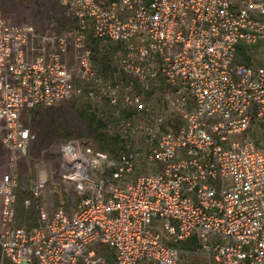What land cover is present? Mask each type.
Returning a JSON list of instances; mask_svg holds the SVG:
<instances>
[{
	"label": "built area",
	"instance_id": "1",
	"mask_svg": "<svg viewBox=\"0 0 264 264\" xmlns=\"http://www.w3.org/2000/svg\"><path fill=\"white\" fill-rule=\"evenodd\" d=\"M61 4L72 25L43 31L0 6V264H264V149L246 136L264 125V47L235 61L264 42V0ZM89 38L113 45L114 78ZM80 95L106 103L120 151L70 137L54 168L30 159L26 115Z\"/></svg>",
	"mask_w": 264,
	"mask_h": 264
},
{
	"label": "rangeland",
	"instance_id": "2",
	"mask_svg": "<svg viewBox=\"0 0 264 264\" xmlns=\"http://www.w3.org/2000/svg\"><path fill=\"white\" fill-rule=\"evenodd\" d=\"M237 1V0H232ZM0 6L13 22L22 24L29 23L36 31H43L52 25L54 30H62L72 25L71 21L65 17L61 0H0ZM243 43H241L242 45ZM91 50V59L99 75L114 78L117 75L116 69L111 64L110 52L113 45L102 41L88 39ZM264 42L259 41L247 47L243 46L242 53L236 54V62H247V64H257L260 60ZM246 60V61H245ZM132 88L134 83H130ZM157 103V99H153ZM106 110V103L103 100L97 102L88 101L83 95L72 98L68 101H60L49 107L35 108L26 115L25 122L33 133L34 138L30 144L28 157L30 159H42L47 161L51 168L57 162V147L60 142L70 137H86L98 146L100 140L96 132L108 141L106 150L110 155H116L121 144L119 139L108 134L103 129V124L99 112ZM101 126L97 127L96 124ZM2 132L0 130V140ZM246 136L255 141L264 149V125L252 123L246 131ZM7 151L0 141V171L5 169V155ZM26 176L21 167L17 169V184L21 188ZM28 184V182H27ZM17 190V202L20 206V199L26 193L21 189ZM60 195L59 190L56 192ZM28 210L19 208V216H28ZM103 251L107 252L106 247ZM202 259L196 255L188 257L187 264H201Z\"/></svg>",
	"mask_w": 264,
	"mask_h": 264
},
{
	"label": "trees",
	"instance_id": "3",
	"mask_svg": "<svg viewBox=\"0 0 264 264\" xmlns=\"http://www.w3.org/2000/svg\"><path fill=\"white\" fill-rule=\"evenodd\" d=\"M236 50L238 53H242L243 45L238 44ZM245 63H247V62H245ZM96 126L99 127L101 125H100V123H97ZM96 135H97L98 139L100 140V142L98 144V148H100L101 150H104V151L109 150V149L111 150V148L108 147V141L105 138H103L99 132H96ZM178 246L182 249L191 250V249H194L196 247V242H195L193 237H189L186 240L178 243Z\"/></svg>",
	"mask_w": 264,
	"mask_h": 264
},
{
	"label": "crops",
	"instance_id": "4",
	"mask_svg": "<svg viewBox=\"0 0 264 264\" xmlns=\"http://www.w3.org/2000/svg\"><path fill=\"white\" fill-rule=\"evenodd\" d=\"M144 264H150V263H144Z\"/></svg>",
	"mask_w": 264,
	"mask_h": 264
}]
</instances>
